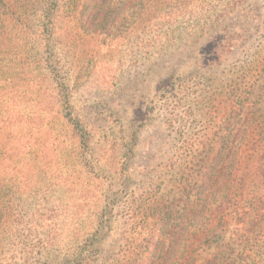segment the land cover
<instances>
[{"label":"rangeland","instance_id":"obj_1","mask_svg":"<svg viewBox=\"0 0 264 264\" xmlns=\"http://www.w3.org/2000/svg\"><path fill=\"white\" fill-rule=\"evenodd\" d=\"M225 2L180 3L176 19L166 9L152 26L127 0H0V264H85L78 254L89 248L86 264L126 262L154 208L180 194L183 140L194 142L233 88L257 91L244 113L263 101L264 0L222 17ZM58 84L69 92L61 105ZM262 182L237 185L225 206L245 191L264 197ZM222 194L208 196L200 214L195 197L187 205L185 214L210 216L207 228L223 234L212 242L200 229L196 264L263 222L264 209L210 213ZM256 241L238 246L245 264H264Z\"/></svg>","mask_w":264,"mask_h":264},{"label":"trees","instance_id":"obj_2","mask_svg":"<svg viewBox=\"0 0 264 264\" xmlns=\"http://www.w3.org/2000/svg\"><path fill=\"white\" fill-rule=\"evenodd\" d=\"M127 1L133 9H138V15L145 14L144 20H147L152 26H159L166 9L169 10L165 15L174 20L178 15L179 10H176L178 4L181 3L180 7L183 9L186 7L196 8L199 5L198 2L204 0ZM243 1L226 0L225 4L221 5L223 7L222 17L235 11L236 6ZM53 59L39 58L36 63L40 66L43 63H52L55 61ZM49 71L47 74L52 75L53 70ZM195 75L198 77L201 74ZM58 85L57 95L61 105L68 101L69 92H65V88ZM51 90L54 91V88L52 87ZM230 91L221 111L217 115L210 116L209 122L194 142L187 144L183 140L185 147L189 150L183 155L184 165H182L178 178L181 185L180 194L177 198L166 200L154 208L157 213L156 219L148 228L149 230L137 238V242L133 244L124 264H196L191 256V246L198 237L196 234L200 229L204 227L206 233L204 234L203 231L199 237H211L212 242H218L223 236V234L211 232V229L207 228L208 223L213 220L210 216L196 219L197 215L203 211L202 206L208 203V196L214 192H222L221 198L226 201L225 203L221 202L222 205H215L210 213L215 210L217 214H230L229 212L250 214L249 210L251 209L250 211H253L254 214H258L261 209H264V197L261 196L256 200V196L251 192L247 193V191L237 203L225 206L226 203H229L227 201L229 198H224L233 195L237 185L240 184V188L245 186L247 189L250 184L263 185L262 181H264V90L259 91L260 95H263V101L258 103L259 107L251 112L246 111V113H244V109L248 97L257 92L253 84L242 89L233 88ZM34 94L37 99L42 98L40 89H36ZM203 102L206 100L204 99ZM206 109L204 106V113L201 114L203 117L207 115ZM69 119L80 132L79 136L83 137L87 130L86 125L83 124L86 123L83 117L74 112V114H69ZM1 131H3L2 128ZM182 135L187 140L191 139L188 137L189 133L186 127H183ZM202 195L205 196L204 199L200 198ZM193 197L198 200L195 207L198 214H194L191 218L192 214L185 213L191 208V206L187 208V205H191L194 201ZM198 205L201 206L198 207ZM228 209L230 210L228 211ZM106 222L107 219L100 222L99 226L107 227ZM263 223L264 219L261 225L256 223V228L253 231L243 228V232L237 231L229 241L222 245L219 244L216 253L214 252L213 257L211 256L205 264H245V259L249 260V258H244V251H239L238 246H241V243L248 246L257 240L255 244L260 249H264V244L261 243L264 235ZM93 240L95 242L96 238ZM211 244L210 246H212ZM91 251L89 248L78 254L85 264L92 254Z\"/></svg>","mask_w":264,"mask_h":264}]
</instances>
